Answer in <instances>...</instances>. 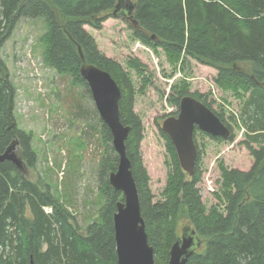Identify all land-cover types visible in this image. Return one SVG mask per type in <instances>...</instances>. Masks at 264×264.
<instances>
[{
  "label": "trees",
  "instance_id": "1",
  "mask_svg": "<svg viewBox=\"0 0 264 264\" xmlns=\"http://www.w3.org/2000/svg\"><path fill=\"white\" fill-rule=\"evenodd\" d=\"M120 1L0 0V156L16 144L23 162L21 169L0 162V264H118L114 216L117 204L124 201L123 194L110 185L119 157L111 131L101 119V138L109 153L98 169L104 204L96 221L80 225L52 185L28 177L38 158L32 134L18 126L17 89L1 56L23 19L45 20V61L71 76L77 86L91 92L80 74L83 55L88 64L111 74L121 88V119L131 128L127 154L156 264H169L171 249L185 227L196 231L201 244L187 264H264V0H131L134 40L156 53L163 51L171 65L195 60L216 69L219 88L240 99L246 96L241 122L247 137L244 146L254 164L249 171L220 166L221 189L215 194L219 204L211 209L200 189L204 150L199 149L196 134L199 154L195 175L190 177L182 170L171 139L160 129L170 172L163 199L155 200L141 152L144 124L135 112L131 76L135 72L142 79L144 90L150 82L148 66L131 58L128 69L124 68L101 52L86 29L102 31L109 19L116 18ZM187 96L213 110L232 132L228 139L204 135L219 143L235 140L232 126L214 110L209 95L191 93L186 82L169 96L170 105L178 109L170 117L179 114L181 100Z\"/></svg>",
  "mask_w": 264,
  "mask_h": 264
},
{
  "label": "rangeland",
  "instance_id": "2",
  "mask_svg": "<svg viewBox=\"0 0 264 264\" xmlns=\"http://www.w3.org/2000/svg\"><path fill=\"white\" fill-rule=\"evenodd\" d=\"M131 20L111 18L102 31L86 29L108 58L128 69L131 58L148 66L150 82L144 87L135 72L131 76L136 91L135 112L144 124L141 152L150 175V188L156 201L163 199L170 169L166 143L160 129L178 109L169 103L175 87L183 82L191 93L208 94L214 110L223 114L233 128V142H215L196 132L200 150H204L203 182L200 189L208 209L219 204L220 166L249 171L254 160L244 146L246 131L241 122L245 98L240 99L215 84L218 71L195 60H181L171 65L163 51L133 39ZM47 31L44 19H23L5 43L2 58L9 66L17 89L15 115L20 129L32 134V148L38 161L27 175L44 179L52 185L61 202L86 226L97 220L104 204L100 194L98 169L109 153L100 133V115L91 92L77 86L71 76L61 74L45 61L43 38ZM231 118H234L232 120ZM18 151V150H17ZM182 235V233H181Z\"/></svg>",
  "mask_w": 264,
  "mask_h": 264
},
{
  "label": "water",
  "instance_id": "3",
  "mask_svg": "<svg viewBox=\"0 0 264 264\" xmlns=\"http://www.w3.org/2000/svg\"><path fill=\"white\" fill-rule=\"evenodd\" d=\"M133 10L134 4L131 0H121L114 16L132 21ZM81 56V77L91 91L101 120L111 131L113 148L119 157L117 171L112 172L109 177L113 189L124 196V201L117 204L114 216L118 264H156L155 248L149 242L146 222L141 212L139 190L132 171V162L127 154L131 128L124 125L121 119L122 90L111 74L88 64L83 55ZM162 131L171 139L180 166L190 177L195 175L199 154L195 141L196 132L223 139L232 135L230 128L213 110L192 96L181 100L179 114L167 118L162 125ZM4 161L23 168L16 144L0 156V162ZM200 246L196 231L185 227L180 241L171 249L169 264H187Z\"/></svg>",
  "mask_w": 264,
  "mask_h": 264
},
{
  "label": "bare ground",
  "instance_id": "4",
  "mask_svg": "<svg viewBox=\"0 0 264 264\" xmlns=\"http://www.w3.org/2000/svg\"><path fill=\"white\" fill-rule=\"evenodd\" d=\"M113 188V187H112Z\"/></svg>",
  "mask_w": 264,
  "mask_h": 264
}]
</instances>
